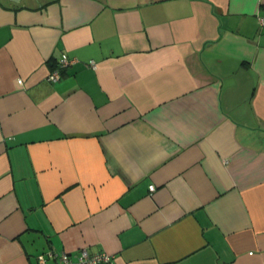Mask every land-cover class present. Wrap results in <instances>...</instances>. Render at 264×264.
<instances>
[{
    "label": "crops",
    "instance_id": "1",
    "mask_svg": "<svg viewBox=\"0 0 264 264\" xmlns=\"http://www.w3.org/2000/svg\"><path fill=\"white\" fill-rule=\"evenodd\" d=\"M36 1L0 0V264H264V0Z\"/></svg>",
    "mask_w": 264,
    "mask_h": 264
},
{
    "label": "built area",
    "instance_id": "2",
    "mask_svg": "<svg viewBox=\"0 0 264 264\" xmlns=\"http://www.w3.org/2000/svg\"><path fill=\"white\" fill-rule=\"evenodd\" d=\"M261 24H264V18L260 20ZM76 58H70L65 53L61 54L60 58L57 61V64L49 72L47 79L49 81L55 82L62 77L63 70L72 65ZM89 64L96 68V64L93 61H90ZM155 186L153 184L149 185V191H153ZM58 264H109L112 255L108 252H98V253H89L85 248H81L75 256H71L68 252H61L56 254ZM39 261L41 264L44 261V255L39 256Z\"/></svg>",
    "mask_w": 264,
    "mask_h": 264
},
{
    "label": "flooded vegetation",
    "instance_id": "3",
    "mask_svg": "<svg viewBox=\"0 0 264 264\" xmlns=\"http://www.w3.org/2000/svg\"><path fill=\"white\" fill-rule=\"evenodd\" d=\"M13 1H19V0H13ZM36 2H37V5H38V6L41 5V3H40L38 0H37Z\"/></svg>",
    "mask_w": 264,
    "mask_h": 264
}]
</instances>
